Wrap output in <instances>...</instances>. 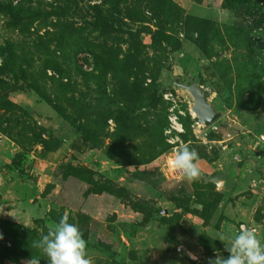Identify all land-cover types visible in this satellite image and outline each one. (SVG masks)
Returning <instances> with one entry per match:
<instances>
[{"label":"rangeland","instance_id":"obj_1","mask_svg":"<svg viewBox=\"0 0 264 264\" xmlns=\"http://www.w3.org/2000/svg\"><path fill=\"white\" fill-rule=\"evenodd\" d=\"M181 144L199 181L168 166ZM64 215L92 264H208L242 226L264 244V0H0V264H48L33 242Z\"/></svg>","mask_w":264,"mask_h":264},{"label":"clouds","instance_id":"obj_2","mask_svg":"<svg viewBox=\"0 0 264 264\" xmlns=\"http://www.w3.org/2000/svg\"><path fill=\"white\" fill-rule=\"evenodd\" d=\"M173 155L168 166L189 181H199L202 178L201 169L196 161L199 153L187 144H181L173 149ZM2 238V236H0ZM225 242V237H217ZM47 257L48 264H92L87 258V241L77 225L68 222V216L61 217L58 223L50 225L48 233L33 242ZM229 255L215 259L209 258L208 264H264V244L257 238L255 229L242 226L238 234L226 245ZM192 259H197L193 256ZM28 264H40V258L32 257Z\"/></svg>","mask_w":264,"mask_h":264},{"label":"water","instance_id":"obj_3","mask_svg":"<svg viewBox=\"0 0 264 264\" xmlns=\"http://www.w3.org/2000/svg\"><path fill=\"white\" fill-rule=\"evenodd\" d=\"M180 85L191 95V110L200 123L207 126L221 115V112L217 111L213 104L207 100L205 91L194 82L193 78L189 79V84L180 83Z\"/></svg>","mask_w":264,"mask_h":264},{"label":"built area","instance_id":"obj_4","mask_svg":"<svg viewBox=\"0 0 264 264\" xmlns=\"http://www.w3.org/2000/svg\"><path fill=\"white\" fill-rule=\"evenodd\" d=\"M193 117L196 118V116L194 115ZM198 121V120H197ZM199 122V121H198ZM183 131V126L182 124L179 122V118L176 114H171L169 116V126H168V130H167V134L169 136H171V140L168 139L169 142H175L178 137L179 134ZM174 134V135H172ZM174 148H177V146H175ZM173 148V149H174Z\"/></svg>","mask_w":264,"mask_h":264},{"label":"trees","instance_id":"obj_5","mask_svg":"<svg viewBox=\"0 0 264 264\" xmlns=\"http://www.w3.org/2000/svg\"><path fill=\"white\" fill-rule=\"evenodd\" d=\"M211 23V20L209 19H203L200 23V30H199V36L202 40H205L207 37V31L209 29V25ZM202 48V46H201Z\"/></svg>","mask_w":264,"mask_h":264},{"label":"bare ground","instance_id":"obj_6","mask_svg":"<svg viewBox=\"0 0 264 264\" xmlns=\"http://www.w3.org/2000/svg\"><path fill=\"white\" fill-rule=\"evenodd\" d=\"M192 115H195V113L191 110Z\"/></svg>","mask_w":264,"mask_h":264}]
</instances>
